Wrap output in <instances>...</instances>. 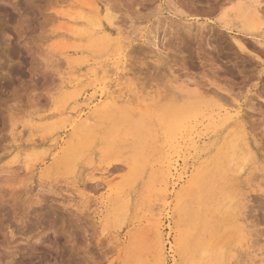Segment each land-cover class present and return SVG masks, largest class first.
I'll list each match as a JSON object with an SVG mask.
<instances>
[{"label":"rangeland","instance_id":"374dc122","mask_svg":"<svg viewBox=\"0 0 264 264\" xmlns=\"http://www.w3.org/2000/svg\"><path fill=\"white\" fill-rule=\"evenodd\" d=\"M88 1L121 42L79 17L91 35L66 29ZM252 1L0 0V264H159L160 233L163 264H264V0L263 27L240 11ZM125 93L135 103L113 102ZM178 110L200 136L188 150L169 145ZM43 136L56 145L14 156Z\"/></svg>","mask_w":264,"mask_h":264},{"label":"bare ground","instance_id":"6f19581e","mask_svg":"<svg viewBox=\"0 0 264 264\" xmlns=\"http://www.w3.org/2000/svg\"><path fill=\"white\" fill-rule=\"evenodd\" d=\"M84 4H82L84 7V9H81V10H79L78 11V16H75V15H73L72 13H66V14H64V18L66 19V22L68 21V23L70 22V24H74V23H71V21H73V22H75V24H74V26H76V24H78V25H80L81 23L82 24H84V22H86V24L89 26V27H96V28H98L99 29V32L100 33H102V37H104V38H109L111 35V29L110 28H108V27H106V26H103V24H102V22L100 21V19L99 18H97L98 17V15L100 14L99 12V8H98V6H96V4H95V2L94 1H91V2H83ZM245 3V2H244ZM248 4H246L245 3V5H246V7H244L243 9L241 8V7H243V6H239L242 10H240L241 11V16H243L244 18H245V21L249 24V26L250 27H253V28H257V26L259 25L260 27H263V23L261 22V13H260V7H261V2L259 1V0H255V1H252V2H247ZM241 5V4H240ZM242 5H244V4H242ZM244 5V6H245ZM79 8V7H78ZM91 12V13H90ZM103 14V17L105 18V21H106V23L108 24V25H111V27L112 26H114L115 25V16L114 15H112V14H110V12H108L107 10L106 11H104V12H102ZM62 15V14H61ZM79 17L80 19H82L83 21L82 22H78V21H76V19ZM65 22V23H66ZM68 23H66L67 25H68ZM78 25L76 26V28H67L66 27V29H68V30H71V31H73V33L76 35V33H80V34H83V35H85L84 33L85 32H88V34H90L91 35V33L87 30V28H81V29H78ZM85 25V24H84ZM86 25V26H87ZM64 26H65V24H64ZM64 26H62V27H64ZM73 25H70V27H72ZM65 28V27H64ZM92 28V30H90V31H92L93 33L95 32V30ZM95 28V29H96ZM260 30H261V28H259ZM94 30V31H93ZM264 31V30H263ZM112 32H114V31H112ZM130 32V31H129ZM261 32V31H260ZM96 33V32H95ZM115 33V32H114ZM115 34H117L116 36L117 37H115L116 39H117V41H119V42H121V40H122V38H120L119 36L121 35V31H116V33ZM78 35V34H77ZM113 35V34H112ZM92 41V40H91ZM125 43V42H124ZM131 42H130V40L129 41H127L126 42V44H125V46H124V44H123V46H122V48H123V50L124 49H126L127 47H129V44H130ZM238 44V47L240 48V49H242L243 50V45L241 44V43H237ZM123 50H121V52L123 51ZM125 56V55H124ZM122 74H123V72H121ZM117 74V73H116ZM120 74V73H119ZM121 74V76L120 75H118L117 77H116V79H115V81H116V84H115V86L117 87V89L118 90H120L121 89V86H122V84H121V81L124 79V74L122 75ZM134 94H136V93H134ZM187 94V93H186ZM108 95V97H111V94L110 93H107V94H105L104 96L106 97ZM131 96V95H130ZM132 96H133V99H132V97H130L132 100H130L129 99V93H125V95H119V97H118V99H113V102H117V101H124V103H129L130 102V104L132 103V102H134L133 100H135V99H137V98H135V97H137V96H135L134 97V95L132 94ZM190 96L191 95H189V97L187 96V98H190ZM186 97V96H185ZM126 98V99H125ZM135 98V99H134ZM187 98H185V99H187ZM102 101H104V100H102ZM105 103H107V100H105L104 101ZM141 102V101H140ZM140 102L138 103V105L140 104ZM135 103V102H134ZM142 103V102H141ZM140 106H141V104H140ZM139 106V107H140ZM174 111V110H173ZM240 113H239V111L238 112H235V114H234V116L235 117H237V118H240L241 116L239 115ZM80 115V114H79ZM135 115V114H134ZM230 115V114H229ZM90 117V116H89ZM187 117H189V116H187V114H185L184 112H182L181 110H178L177 112H168V113H166V115H165V117H164V121H165V123L169 126V128H170V135H169V141H170V146H173L175 143H177V146H179V147H181L182 149H184V150H188V149H190V147H193V145H194V143L196 142L195 141V138H196V136H198L199 138H200V136H199V134H197L196 133V135H192L193 134V132H188V130H186V128H187V126H186V118ZM232 117H233V115H232ZM227 118V117H226ZM86 120L87 119H89L90 120V118H85ZM92 119V118H91ZM230 119V118H229ZM237 120V119H236ZM235 120V122H237ZM75 122V121H74ZM74 122H72V123H74ZM97 122V121H96ZM71 123V122H70ZM87 123V122H86ZM91 123V122H90ZM87 126V125H86ZM91 126V125H90ZM241 126V128H242V125H240ZM83 128H84V126H83ZM30 129V128H29ZM31 130V129H30ZM244 133V132H243ZM242 133V134H243ZM77 135V134H76ZM241 135V134H240ZM15 138H21L22 139V134H19L17 137L15 136ZM239 138V137H238ZM21 139H19L20 141H21ZM62 139V138H61ZM237 138H235V140L234 141H237L236 140ZM16 140V139H15ZM31 141L30 142H27L28 144H26V145H20L19 144V141H18V144H16L15 145V148H14V156H19V155H21V151H23V149L24 148H29L31 151L29 152V155H32V151L34 150V149H36L37 147H39V146H41V147H43L44 149H48L49 147H52V146H54V145H56V143H57V138L56 137H52V138H50L49 139V141H45L46 140V137H42L41 138V141L39 142V143H37L35 140H34V138H32V139H30ZM239 140V139H238ZM15 142V141H14ZM13 142V143H14ZM232 142V141H231ZM239 142V141H238ZM26 143V142H25ZM24 143V144H25ZM97 143V142H96ZM234 142H232L231 144L230 143H228V146L229 147H231V148H229L230 150H231V154L230 155H228V157L230 156V158H233V156L235 157L236 155H234V150L232 149V148H234L235 147V143L233 144ZM63 144V143H62ZM93 145V144H92ZM95 145V144H94ZM238 145H240V144H238ZM78 146V145H77ZM90 146V145H89ZM97 146V145H96ZM103 146V145H102ZM197 147V146H196ZM80 148H82V147H80ZM92 148V147H91ZM238 148V147H237ZM240 148V147H239ZM227 149V148H226ZM79 150V149H78ZM82 150V149H81ZM94 150V149H93ZM40 151V150H39ZM42 151V150H41ZM46 151V150H45ZM83 151V150H82ZM180 151V150H179ZM32 152V153H31ZM126 152V151H125ZM230 152V151H229ZM31 153V154H30ZM41 153V152H40ZM78 153V152H77ZM27 154V153H26ZM34 154V153H33ZM35 155V154H34ZM75 155V154H74ZM81 154H78V156H80ZM184 155V154H183ZM155 156V155H154ZM30 156H28V154H27V157H24L23 158V160H21L20 158L19 159H17V161L18 162H22V168L25 170V171H28V170H30L31 168H32V165L30 166V161L28 160V158H29ZM187 157V156H186ZM186 157H184V158H182V164H184V165H186L187 164V162H188V160L187 159H185ZM22 158V157H21ZM27 158V159H26ZM194 158V157H193ZM230 158H228V159H230ZM35 159H36V156H35ZM73 160V159H72ZM169 160H170V158H169ZM232 160V159H231ZM232 161H234V160H232ZM231 161V162H232ZM17 163V162H16ZM175 163H176V165H172V163L171 162H169L168 161V163H167V170H166V173H165V175H164V181H165V183H164V185L163 186H165V189H167V185L169 184V183H171V186H172V188H174L175 187V185L176 184H179L181 181H183V179L186 177V175H187V165L185 166V167H181V168H178V161L177 160H175ZM174 163V164H175ZM128 164V163H127ZM198 165V164H197ZM19 166V167H20ZM164 166V165H163ZM18 168V167H17ZM16 168V169H17ZM21 168V169H22ZM105 169H107V168H101L100 169V171H103L101 174H103L104 173V171H105ZM165 172V171H164ZM205 172V171H204ZM218 172V171H217ZM203 175V174H202ZM109 176V175H108ZM107 178V177H106ZM102 179H103V183H104V185L107 187V190L110 192V193H116V194H118V193H120L121 192V187L120 186H118V185H112L111 184V181L110 180H108V179H105V178H103L102 177ZM163 178H161V180H162ZM160 181V180H159ZM163 186H161V187H163ZM112 193V194H113ZM200 211V210H199ZM203 213V212H202ZM115 219V218H114ZM245 220V219H244ZM158 226L160 227L161 226V223H160V221L158 222ZM158 227V228H159ZM160 233V232H159ZM161 234V233H160ZM159 234V242H157L158 243V249H156L157 250V252H156V254H157V259L159 260V264H163L164 263V260H165V258H166V253H165V248H164V244L162 243V238H161V235ZM214 257V256H213ZM202 259V258H201ZM162 261V262H161ZM194 261H197V260H194ZM199 261H201V260H199ZM156 262H157V260H156ZM194 264V263H193ZM196 264V263H195Z\"/></svg>","mask_w":264,"mask_h":264}]
</instances>
